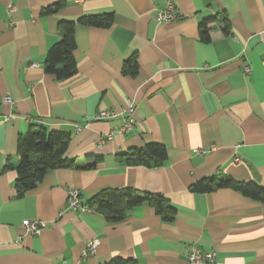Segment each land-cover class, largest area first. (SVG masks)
Segmentation results:
<instances>
[{"label": "crops", "instance_id": "crops-1", "mask_svg": "<svg viewBox=\"0 0 264 264\" xmlns=\"http://www.w3.org/2000/svg\"><path fill=\"white\" fill-rule=\"evenodd\" d=\"M56 1L0 0V96L14 101L0 103V264H188L192 246L214 250L215 264H264V203L231 188L189 190L222 176L264 187V0H62L41 13ZM168 1L179 18L158 22ZM99 13H112L110 26L75 25L76 72L62 81L45 73L58 21ZM211 16L205 40L199 23ZM131 57L134 74L123 71ZM129 104L127 131L124 117L96 119ZM33 125L68 133L75 166L17 196V141ZM148 142L165 146L158 167L117 157ZM71 188L84 204L108 188L159 193L175 218L142 203L108 222L96 205L69 209ZM24 220L46 226L25 232ZM91 239L96 251L85 256Z\"/></svg>", "mask_w": 264, "mask_h": 264}, {"label": "trees", "instance_id": "trees-1", "mask_svg": "<svg viewBox=\"0 0 264 264\" xmlns=\"http://www.w3.org/2000/svg\"><path fill=\"white\" fill-rule=\"evenodd\" d=\"M63 6V1L58 0L42 8L41 13L52 14ZM113 20L112 13L90 14L78 17L76 20L61 19L57 24L59 40L47 51L43 63L44 72L53 76L56 81L71 77L76 72V48L74 28L75 25L108 27ZM215 20L214 16L208 17L199 23L201 37L209 40L207 24ZM124 72L134 74L136 61L134 57L124 62ZM69 142V134L64 131L48 130L41 125H33L18 137L16 166L17 177L15 180V193L22 196L27 190L34 188L49 170L73 167L72 158L65 156ZM120 162L126 165H144L149 168L158 167L166 159V149L163 144L148 142L139 148L128 149L117 155ZM100 159L95 160L82 168H92ZM219 188H231L253 201L264 203V187L253 181H237L230 176L220 178L204 177L189 186L195 193H206ZM142 203L151 205L162 221L170 222L175 218V209L159 193L129 188H108L97 192L86 205H96L108 222H118L125 219L128 211ZM106 264H134L131 259L114 257Z\"/></svg>", "mask_w": 264, "mask_h": 264}, {"label": "built area", "instance_id": "built-area-1", "mask_svg": "<svg viewBox=\"0 0 264 264\" xmlns=\"http://www.w3.org/2000/svg\"><path fill=\"white\" fill-rule=\"evenodd\" d=\"M156 18L158 22H166L178 19L179 15L175 11L174 4L168 1L162 8H159L157 10ZM242 70L243 72L248 73L250 71L249 65L244 64L242 66ZM2 102L9 103L10 105L14 104V101L10 95L0 96V103ZM133 110L134 106L132 104H129L126 107L120 109L101 110L97 113L96 119H111L124 117V123L120 126L119 130L127 131L131 128L132 124L134 123V119L132 118ZM66 203L67 207L74 211L89 210L88 205L82 203L80 199V193L75 188H71L67 191ZM45 226L46 223L41 220H24L21 223V227L25 232H30L33 234H38ZM97 243L98 241L96 239H91L87 241L85 250L83 251V255L86 256L87 254L95 253ZM215 260L216 252L214 250L205 251L198 246H192L187 256L188 264H215Z\"/></svg>", "mask_w": 264, "mask_h": 264}]
</instances>
